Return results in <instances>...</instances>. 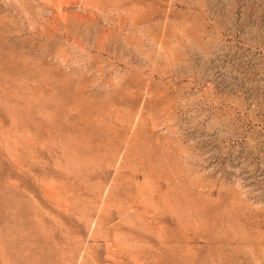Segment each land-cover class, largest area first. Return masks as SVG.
Here are the masks:
<instances>
[{
  "label": "rangeland",
  "instance_id": "1",
  "mask_svg": "<svg viewBox=\"0 0 264 264\" xmlns=\"http://www.w3.org/2000/svg\"><path fill=\"white\" fill-rule=\"evenodd\" d=\"M91 2L0 0V264H264V0Z\"/></svg>",
  "mask_w": 264,
  "mask_h": 264
},
{
  "label": "bare ground",
  "instance_id": "2",
  "mask_svg": "<svg viewBox=\"0 0 264 264\" xmlns=\"http://www.w3.org/2000/svg\"><path fill=\"white\" fill-rule=\"evenodd\" d=\"M95 2H96V0H94ZM88 5L89 4H91L92 5V2H91V0H88V3H87ZM94 4V3H93ZM108 8V11L110 10V8L109 7H107ZM97 9V8H96ZM117 9V8H116ZM89 216V215H88ZM98 228V227H97ZM117 229V228H116ZM106 233V232H105ZM108 234V233H107ZM129 234V233H128ZM127 234V235H128ZM92 235V234H91ZM125 236V235H124ZM106 241V240H105ZM108 243V242H107ZM111 243V242H110ZM70 251V250H69Z\"/></svg>",
  "mask_w": 264,
  "mask_h": 264
}]
</instances>
